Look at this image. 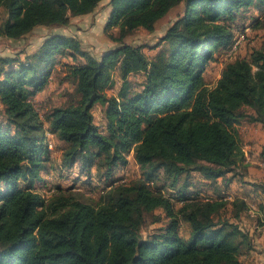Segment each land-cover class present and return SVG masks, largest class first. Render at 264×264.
Returning <instances> with one entry per match:
<instances>
[{
    "label": "trees",
    "instance_id": "obj_1",
    "mask_svg": "<svg viewBox=\"0 0 264 264\" xmlns=\"http://www.w3.org/2000/svg\"><path fill=\"white\" fill-rule=\"evenodd\" d=\"M179 6L182 14L153 55L128 42L141 30L156 31ZM250 8L264 14V0H0L2 41L26 45L30 35L49 31L36 45L0 55V264H243L241 256L255 250L244 224L249 205L224 195L235 180L244 182L237 125L264 128V41L227 62L215 87L204 71L243 35L231 56L240 50ZM102 13L105 32L118 33L96 54L73 34L83 31L74 20L92 16L94 26ZM59 56L70 59L61 83L73 89L42 116L34 98ZM116 69L121 87L110 96ZM131 74L145 78L139 90ZM97 105L104 129L95 122ZM48 133L66 144L62 169L78 164L87 180L94 174L106 186L99 200L81 190L58 189L48 199L33 190L49 160ZM131 153L142 176L113 186ZM161 179L163 187L151 186ZM201 185L214 193L188 196ZM167 189L176 193L168 197ZM162 216L169 222L145 234L147 218Z\"/></svg>",
    "mask_w": 264,
    "mask_h": 264
},
{
    "label": "rangeland",
    "instance_id": "obj_2",
    "mask_svg": "<svg viewBox=\"0 0 264 264\" xmlns=\"http://www.w3.org/2000/svg\"><path fill=\"white\" fill-rule=\"evenodd\" d=\"M106 3V2H105ZM104 5H101V9L104 10ZM103 12V11H102ZM183 12L182 6H179L177 8H174L169 12L167 16H165L160 22H158L156 26V31L153 33H149L145 30L139 31V33L131 36L128 38V42L131 44L136 45H144L145 46V52L147 55L151 56L153 55L157 49L156 46L159 44L161 38L166 33L168 28L172 25V23L178 18L179 15H181ZM248 13V14H247ZM247 13H244L245 19H243L241 22H244V26H248L250 28L249 35L247 36L246 40L243 44L246 45L247 49L244 54L240 53V50L233 55V57L230 54L235 39L233 40V43L230 45L229 48H227L226 51L222 52H216L214 54L215 61L211 62L207 69L204 71V78L206 80L207 85L210 88L215 87L217 84V81L219 79V75L221 74L225 64L229 61L235 60L237 57L246 56L249 51L258 48L259 45L264 40V14H260L256 10L249 11ZM3 12L0 11V22L2 20ZM103 15V13H102ZM105 15V13H104ZM99 17L96 20V24L94 26H91L93 22V17L89 16L86 18H82L80 20H74V22L77 26H83V31H78L77 29L73 30V34L80 35V39L83 42V46L93 50L96 54H99L102 50H105L107 47L110 48L113 44H110L109 35L111 34H117L118 28L109 29L107 32H105V25H106V17L105 16ZM257 20V21H256ZM95 23V22H93ZM258 23H262L261 27L257 28L256 26ZM241 24V23H240ZM78 26V27H79ZM238 30V29H236ZM238 32V31H236ZM46 33H49V31L46 30H40L34 35H30L26 45L16 43L13 46H10L5 41H2L0 39V55L1 54H16L19 53L24 47L27 46L31 47V45H36L37 42H39L40 38H42ZM42 36V37H41ZM242 44V45H243ZM107 48V49H108ZM61 60V61H60ZM58 62H56L52 66V73L50 76V80L48 85L41 91L39 94L35 97V106L40 112L42 116L45 115L49 110H51L53 107L61 105L62 102L65 100L63 97H60L63 93L62 91L65 90H72L73 89V83L68 81V83H61V80L66 77L65 75L68 73L69 69L67 67V62H69V58L67 57H61ZM119 73L118 70L113 71V82L114 84L118 81V86H115L116 89H113L114 86L112 85L111 88H108L106 91L108 94L112 95L115 92L119 90L120 86V80H119ZM131 88L133 91L139 90L140 88L138 86L141 85V83L145 80L143 76L140 75H134L131 74L129 76ZM140 83V84H139ZM64 88V89H63ZM94 113H96V121L100 122V115L97 112V109H94ZM253 124L250 123L248 120H243L241 123L237 125V129L240 133V143L242 144L241 148H246V139L243 136L245 129H248L249 126ZM48 142L52 144V146H49V160L47 161V167L42 172V176L44 177L42 180L37 181L34 184V191L40 193L43 195L46 199H48L52 193H55L54 191L58 189H63L65 192L69 193L70 191H82V193H85V195L94 198L95 200H99L100 196H102V191L105 189L106 186L100 185L97 180L95 179L88 184V180L86 178H82L81 183H79L80 186L74 185L77 183L76 178H70L66 174H62L60 172L59 166L55 165L56 161V155L57 153L61 152L60 144L54 140H50L49 137L47 138ZM46 140V141H47ZM240 144V145H241ZM62 148V147H61ZM55 156H53V155ZM60 154V153H59ZM124 169V173L119 176L122 172V170L119 172L117 179H127L128 182L133 181L135 179H138L142 176V171L140 170L139 166L135 163L133 155L129 156V164ZM49 170V172H47ZM241 173H244V170L241 168ZM245 175V174H244ZM76 177V176H75ZM81 180V179H80ZM85 180V181H84ZM184 179H182V182ZM181 182V183H182ZM195 183H198L195 181ZM164 181L158 180L155 182V184H151L153 188L163 187ZM198 185V184H197ZM75 187V188H74ZM218 187V186H217ZM200 191V196H198V193ZM235 191V190H234ZM169 189L165 190L164 194L166 196H171L169 194ZM214 193V187L211 185H201V187H196L195 189H191V192H189L188 196L191 198L199 197V198H206ZM184 195V194H183ZM231 193H226L224 195L225 198H229L231 196ZM214 196V195H213ZM234 196V195H233ZM185 198L186 196H182ZM176 203V201H174ZM177 208L181 206L180 203H176ZM158 215H161V212H157ZM152 217L147 218V226L144 228V233L148 234L151 232H154L156 229L163 228L169 220L164 218L162 216L160 221H152ZM189 227L187 224H184L181 228V235L186 237L189 234Z\"/></svg>",
    "mask_w": 264,
    "mask_h": 264
},
{
    "label": "crops",
    "instance_id": "obj_3",
    "mask_svg": "<svg viewBox=\"0 0 264 264\" xmlns=\"http://www.w3.org/2000/svg\"><path fill=\"white\" fill-rule=\"evenodd\" d=\"M252 10L255 9L250 8L247 12ZM244 24L245 23L241 25ZM261 45L262 43L259 45V47ZM246 49H247L246 45L243 44L240 48V53L244 54L246 52ZM251 51H249V53H247L246 56H248L251 53ZM246 56H241V57H246ZM60 58H61L60 56L56 57L57 62L60 60ZM220 77L221 74L219 75V78ZM119 84L121 86V81ZM115 86H118V81H117V85ZM113 89H116V87H114ZM118 91L112 95H117ZM106 93L108 94L107 91ZM94 109L95 110L97 109L98 114L101 116L100 117L101 121L97 122L96 113H94L95 122L97 123L98 126H100L101 129H104L105 119L102 112V108L100 105H97ZM47 135L50 140H54V141L57 140V142L62 147V148L60 147L61 152H59L60 154L57 153L56 161H55V163H57L55 165L56 166L58 165L60 168L62 163V154L64 149L66 148V144L60 141L57 137H55V135L51 133H48ZM243 136L246 139L245 142L246 148L243 149L242 147V150L245 155V163H244L245 176L243 177L244 182L240 183L238 182V180H235V182L231 185V189L228 191V193L232 194L231 196H229L231 197V200H233L234 198L236 199V197H238L244 199L249 205V211L248 214L245 215L244 224L249 228V230L252 233L255 244V250L252 254L242 255L241 261L243 262V264H264V191L260 187H256L253 185V184L264 185V158L262 155V153L264 152V128L261 124L253 123L249 126L248 129H245ZM62 170H63L62 174L64 175L66 174L70 178H76L77 183L74 184L76 186H80L79 183H81L82 178H86V175L81 173L80 166L78 164L74 168L69 169V171L66 168H63ZM120 171L121 170H118L116 172V174L112 178L113 181L116 180L117 177L121 176V174L118 176ZM47 172H49V170ZM89 179L92 180L95 179L96 181V177L94 176V174H93V178H89ZM92 180L91 181L89 180L88 184H90Z\"/></svg>",
    "mask_w": 264,
    "mask_h": 264
},
{
    "label": "built area",
    "instance_id": "obj_4",
    "mask_svg": "<svg viewBox=\"0 0 264 264\" xmlns=\"http://www.w3.org/2000/svg\"><path fill=\"white\" fill-rule=\"evenodd\" d=\"M243 40H244V36H243V35H241L240 37H238V38L235 39V42H234L233 48H232V50H231V52H230L229 55H231V54L233 53V51H235V50L237 49L238 44L241 43ZM47 138H48V135H47ZM48 145H49V146H52L51 143H48ZM126 180H127V179H123V178H122V179H119V180H117V181L113 184V186H114V185H117V184H119V183H124V182H126ZM169 192H170V193H169L170 195H174V194L176 193V191H175V190H172V189H169ZM228 199L231 200V197H229Z\"/></svg>",
    "mask_w": 264,
    "mask_h": 264
}]
</instances>
